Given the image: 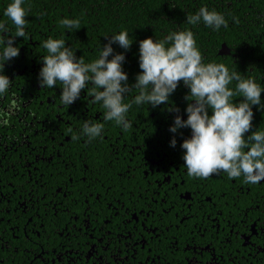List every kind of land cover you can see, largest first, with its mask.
<instances>
[{"label": "flooded vegetation", "instance_id": "af4514ba", "mask_svg": "<svg viewBox=\"0 0 264 264\" xmlns=\"http://www.w3.org/2000/svg\"><path fill=\"white\" fill-rule=\"evenodd\" d=\"M9 2L0 0V23L14 32L4 15ZM30 12L28 38L17 37L20 54L4 68L12 84L0 97V264H264V180L187 174L180 145L191 129L170 127L177 114L187 118L188 88L178 86L156 108L133 104L127 130L103 119L87 89L63 105L59 85L40 86L42 42L62 37L89 62L98 37L77 45ZM130 60L126 52L134 83ZM88 120L104 124L94 140L81 135ZM259 120L254 112L252 130L264 128Z\"/></svg>", "mask_w": 264, "mask_h": 264}, {"label": "clouds", "instance_id": "9594fccd", "mask_svg": "<svg viewBox=\"0 0 264 264\" xmlns=\"http://www.w3.org/2000/svg\"><path fill=\"white\" fill-rule=\"evenodd\" d=\"M25 0H10L4 15L14 25L9 31L0 23V97L7 95L12 79L4 71L7 62L20 54L17 37L28 38ZM219 30L227 26L223 13L201 7L187 22H200ZM68 31L79 28V18L60 20ZM128 30L111 34L103 44L98 58L85 62L77 56V48L69 46L64 38L42 42L46 55L41 56L38 80L42 88L60 86L63 105H72L87 89L91 102L105 110L103 119L114 121L123 130L132 126L128 113L133 104H147L156 108L167 104L178 85L188 88V101L184 112L177 114L170 127L172 133L181 128H190L191 135L183 139V160L187 174L207 178L216 173H226L228 178L243 176L248 184L264 180V128L253 129L254 107L264 110V86L252 77H243L223 62H205L191 30L170 31L163 39L151 36L139 41V67L135 82H129L124 69L126 51L131 48ZM125 51L114 52L113 44ZM111 57V58H109ZM235 82L234 87L230 86ZM91 85V88H89ZM138 89L131 102L126 96ZM242 97L239 101L235 98ZM179 112V109H175ZM104 124L91 120L81 127V135L94 140L102 135ZM247 133H250L246 135ZM175 146V137L171 140Z\"/></svg>", "mask_w": 264, "mask_h": 264}, {"label": "trees", "instance_id": "16d2710c", "mask_svg": "<svg viewBox=\"0 0 264 264\" xmlns=\"http://www.w3.org/2000/svg\"><path fill=\"white\" fill-rule=\"evenodd\" d=\"M24 6L35 13L32 16H35L36 23L39 19L43 23L50 19L64 31V35L68 30L60 20L79 18V28L69 31L70 39L74 38L77 45L79 39L93 35L98 37V44L102 47L111 34L128 30L130 39H134L126 51L131 53V60L127 63L134 70L131 71L133 76L141 71L140 40L149 36L163 39L170 31L188 29L194 33L206 62H223L241 76L252 77L264 86V0H25ZM205 6L223 13L227 26L215 30L202 21L196 25L187 22V16L196 14ZM30 14L26 18L30 19ZM223 43L231 47L232 54H219ZM113 48L114 52L122 49L116 43ZM98 55L99 51L95 58ZM182 83L178 86L184 85ZM234 84L230 86L234 87ZM254 112L264 118V110L254 107ZM256 124L264 123L259 120Z\"/></svg>", "mask_w": 264, "mask_h": 264}, {"label": "water", "instance_id": "95a60500", "mask_svg": "<svg viewBox=\"0 0 264 264\" xmlns=\"http://www.w3.org/2000/svg\"><path fill=\"white\" fill-rule=\"evenodd\" d=\"M231 51V49L228 47V45L226 43L223 44L222 49L220 51V54L225 55V54H229Z\"/></svg>", "mask_w": 264, "mask_h": 264}]
</instances>
